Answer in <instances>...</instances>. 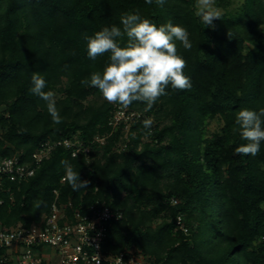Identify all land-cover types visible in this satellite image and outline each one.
<instances>
[{"label":"trees","instance_id":"trees-1","mask_svg":"<svg viewBox=\"0 0 264 264\" xmlns=\"http://www.w3.org/2000/svg\"><path fill=\"white\" fill-rule=\"evenodd\" d=\"M202 1L0 0V160L18 157L25 166L44 145L65 141L89 149L73 157L75 149L57 145L34 176L5 180L0 231L39 225L54 205L70 217L95 205L115 215L105 255L264 264V144L256 156L237 154L247 142L234 131L237 111L264 108V0H213L220 15L208 27L198 15ZM136 12L158 26L181 25L192 45L177 42L191 88L169 86L148 111L140 102L109 103L81 84L108 57L88 59L84 37ZM35 72L58 97L60 124L30 92ZM122 110L136 115L128 141L125 121L110 125ZM213 121L222 125L209 136ZM62 161L84 187L72 188ZM180 216L188 233L177 225Z\"/></svg>","mask_w":264,"mask_h":264},{"label":"clouds","instance_id":"clouds-1","mask_svg":"<svg viewBox=\"0 0 264 264\" xmlns=\"http://www.w3.org/2000/svg\"><path fill=\"white\" fill-rule=\"evenodd\" d=\"M152 3L153 0H148ZM163 6L166 0H154ZM198 15L206 27L219 12L210 9L205 2L199 8ZM87 57L95 61L98 56L108 54L101 71H94L82 79L81 84L96 88L109 103L124 107L140 102L145 110H151L157 100L166 95V89L184 90L191 88V80L185 75L186 61L177 53V42L185 49L192 45L188 30L181 25L168 22L155 24L152 20L136 13H125L121 17V26L112 25L92 35L84 37ZM30 92L45 102L46 109L55 124L62 122L57 108L54 92L45 91L47 81L39 73L31 77ZM151 118L143 121V128L150 129ZM234 131L247 143L236 148L237 154L256 156L264 144V108L253 110L242 108L235 116ZM67 179L72 188L84 187L79 172L73 166L62 161Z\"/></svg>","mask_w":264,"mask_h":264},{"label":"built area","instance_id":"built-area-1","mask_svg":"<svg viewBox=\"0 0 264 264\" xmlns=\"http://www.w3.org/2000/svg\"><path fill=\"white\" fill-rule=\"evenodd\" d=\"M133 119L135 113L128 114L122 110L110 123L117 127L121 121ZM131 119V121H132ZM127 123V122H126ZM75 149L73 157L80 152L89 153L88 148L78 146L70 141L44 145L33 155L34 163L21 165L18 157L0 160V192L4 181L20 182L35 173L44 159L48 158L56 146ZM3 200L0 199V206ZM89 213L76 211L73 217L67 207L54 205L52 212L39 225L27 228L18 225L7 231H0V264H163L151 257L125 252L116 256L105 255L102 245L107 236V223L114 218L107 208L93 205ZM121 219L122 215L117 216ZM177 225L185 233L188 229L183 219L178 217ZM49 250V251H46Z\"/></svg>","mask_w":264,"mask_h":264},{"label":"rangeland","instance_id":"rangeland-1","mask_svg":"<svg viewBox=\"0 0 264 264\" xmlns=\"http://www.w3.org/2000/svg\"><path fill=\"white\" fill-rule=\"evenodd\" d=\"M207 3L208 4V7L210 9H213V0H203L199 6V8L202 6L203 3ZM55 99H57L58 97H54ZM125 111V110H124ZM132 114V113H131ZM131 117V115H130ZM131 119L132 117L130 118V120H126V127L124 129V132H125V136H124V140L128 141L129 137H128V133H129V130L131 128ZM221 121H213L209 126H208V135L211 136L213 133H215L216 131H218L220 128H221ZM119 148H123V145L119 144ZM176 204V203H174ZM46 251H49V250H46ZM131 253L135 252V251H130Z\"/></svg>","mask_w":264,"mask_h":264}]
</instances>
